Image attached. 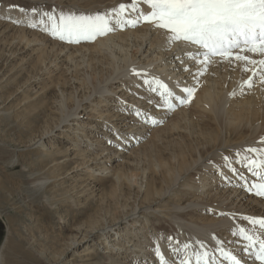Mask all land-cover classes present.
Masks as SVG:
<instances>
[{"label": "bare ground", "instance_id": "bare-ground-1", "mask_svg": "<svg viewBox=\"0 0 264 264\" xmlns=\"http://www.w3.org/2000/svg\"><path fill=\"white\" fill-rule=\"evenodd\" d=\"M48 1L54 7L62 5ZM68 1L65 12L84 14L110 11L125 2ZM16 10L4 12L15 25L1 22L0 27V35L9 34L2 40L8 53L22 58L30 52L32 70L47 72L49 83L58 90L49 115L47 107L36 109L48 119L39 134L41 157L48 158L40 170L52 174L56 182L71 180V190L79 198L91 191L97 203L115 206L111 215L89 218L77 227L58 259L86 245L78 257L96 255L101 249L104 254L116 251L126 264H160L157 248L168 264H180L185 256L197 264L205 252L208 264H232L231 256L241 264H261L256 252L264 228L251 221L264 218V197L253 189L260 177L244 162L245 156L255 157L248 148H264V83L245 70L255 66L213 58L199 77L192 102H177L175 110H169L161 96L164 89L154 81L167 84L176 95L196 85L193 74L202 58L196 45L170 43L166 30L143 21L116 28L94 42L68 43L39 24L30 27L29 18ZM129 18L135 19V14ZM242 54L257 61L264 58ZM132 69L144 75H135ZM250 76L251 88L245 83ZM28 107L22 111L26 115L31 112ZM226 156L235 172L223 159ZM66 162L71 168L62 173L60 165ZM170 198L176 201L169 204ZM150 217L164 226L136 252L142 244L134 245L132 239L143 236L149 226L155 228ZM241 230L257 244L250 245Z\"/></svg>", "mask_w": 264, "mask_h": 264}, {"label": "rangeland", "instance_id": "rangeland-1", "mask_svg": "<svg viewBox=\"0 0 264 264\" xmlns=\"http://www.w3.org/2000/svg\"><path fill=\"white\" fill-rule=\"evenodd\" d=\"M41 1L0 0V27L2 23L15 25L4 14L8 10L15 12L17 9L16 11L26 15V18L36 17L39 21L40 12L55 10L54 12L59 14L62 9L66 11L69 6L68 0H58L57 2L63 5H60L61 7H54L48 0ZM77 1L79 0L75 2ZM87 1L90 0L84 2ZM130 2L131 0H125L123 3ZM31 8L38 10L35 15L31 12ZM20 9L25 11L21 12ZM8 35H0V224L3 228V232L0 231V264H88L90 262L91 264H126L120 253L115 255L116 251L104 254L106 251L101 249L96 251V255L86 253L83 258L78 257L84 252L86 245L79 247L75 253L65 255L64 259H58L68 247L77 227H82L89 218L111 215L115 211V206L97 203L93 200L91 191L88 195L79 198L71 190V180L56 182L58 179L52 178V174L40 170V164L42 165L48 158L41 157L43 150L39 146V134L45 130L43 128L47 125L48 119L42 111L36 113V109L39 106L47 107L44 111L48 109L47 114H50L51 108L48 106L53 103L57 95V85L52 86L49 83L47 72L37 74L32 70L34 64L29 59L30 52L24 53L22 58L19 53L15 54V58L8 53L10 50L7 45L5 46L6 42L2 41L6 36L8 39ZM24 61H27L26 64ZM36 77L40 78L38 83L33 82ZM28 106H31L30 115L22 112ZM66 163H63L64 166L60 165L62 173H66L71 168L69 163L68 165ZM66 181L68 183H65ZM110 185L107 183L108 187ZM170 199L169 204L176 201ZM147 217L149 220V216ZM150 219L151 225H155L156 230L149 226L143 232L145 240L141 235L132 239L134 245L142 244L135 250L136 252H139L141 247L144 248L143 243L155 236L157 230L156 233L159 234L161 227L164 226L160 219L153 217ZM145 220L146 218L142 222L143 225ZM139 226L140 224L137 225ZM120 227L124 229L125 225L121 224ZM95 239L90 245L94 244ZM91 259L92 261H89Z\"/></svg>", "mask_w": 264, "mask_h": 264}, {"label": "snow or ice", "instance_id": "snow-or-ice-1", "mask_svg": "<svg viewBox=\"0 0 264 264\" xmlns=\"http://www.w3.org/2000/svg\"><path fill=\"white\" fill-rule=\"evenodd\" d=\"M141 3L147 5L149 10L142 9ZM20 11L25 10L20 9ZM37 11L36 8L31 9L34 15ZM133 13L135 19H130L129 16ZM39 15L38 22L29 17L30 27L36 28L39 24L53 37L68 43L94 42L98 37L105 36L116 28H124L128 25L135 27L143 21L166 30L170 43L184 41L196 45L202 57L198 60L196 73L193 74L196 85L184 87L183 94L176 95L167 84L160 80L154 81L164 89L161 96L164 97L169 110H175L177 102L179 105L192 102L200 83L199 77L207 72L208 66L213 63L215 57L229 63L243 61L246 65L255 66L246 67L245 70L251 71L252 76L258 77L260 82L264 83V58L257 61L242 54L247 51L264 57V0H131L129 4L121 3L118 7L103 13L84 14L60 11L56 14L54 11H44ZM191 59L197 60V57L192 56ZM132 72L138 76L144 75L136 69H132ZM252 76L245 81L249 88L253 87ZM136 115L141 116L142 114L137 111ZM152 123L155 124L157 121L152 120ZM261 143H264V139ZM246 151L255 154V157H244L246 166L254 175L260 177V182L256 183L253 189L257 195L264 197V148L251 147ZM223 159L231 171L235 172L236 169L231 167L230 158L226 156ZM251 222L264 228V218L252 219ZM241 232L250 245L257 244L253 236L243 230ZM156 254L160 259V264H168L159 248L156 249ZM207 255L205 252L197 260V264L201 262L208 264L205 259ZM230 259L232 264H241L235 256H231ZM256 259L264 264V239L259 240ZM180 264H191V260L185 256Z\"/></svg>", "mask_w": 264, "mask_h": 264}, {"label": "trees", "instance_id": "trees-1", "mask_svg": "<svg viewBox=\"0 0 264 264\" xmlns=\"http://www.w3.org/2000/svg\"><path fill=\"white\" fill-rule=\"evenodd\" d=\"M0 231L3 232V228H2V226H1V224H0Z\"/></svg>", "mask_w": 264, "mask_h": 264}]
</instances>
